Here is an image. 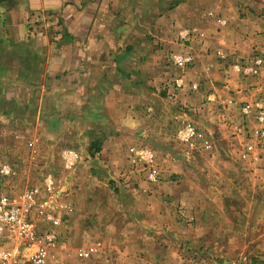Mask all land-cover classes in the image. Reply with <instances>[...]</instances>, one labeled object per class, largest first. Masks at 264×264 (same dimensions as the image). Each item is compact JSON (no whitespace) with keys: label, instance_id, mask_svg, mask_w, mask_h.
Here are the masks:
<instances>
[{"label":"crops","instance_id":"0c3cea01","mask_svg":"<svg viewBox=\"0 0 264 264\" xmlns=\"http://www.w3.org/2000/svg\"><path fill=\"white\" fill-rule=\"evenodd\" d=\"M172 1L0 0V120L21 129L27 157L32 156L26 138L39 143V136L47 137L60 155L72 149L78 164L119 186L131 164L130 149L148 146L167 153L166 177L181 167H197L194 161L174 162L168 154L174 125L192 121L207 130L201 133L202 152L211 144L218 152L224 144L241 158L249 143L244 135L253 127L243 130L241 119L251 114L244 116L241 107L264 100V77L244 81L231 65L252 53L264 54V0H242L241 13L219 31L204 24L196 0L173 6ZM186 31L192 35L184 39ZM173 53H191L194 64L170 97V80L179 74L168 60ZM207 93L214 95L213 105H203ZM18 150L0 144V163L17 168L13 154ZM185 179L157 185L139 181L137 191L120 192L127 202L114 210L121 216L112 221L114 230L121 224L144 232L146 243H154L156 233L162 234L158 243H204L196 235L197 222L190 229L183 224L190 217L185 225L191 226L196 216L195 195L185 188Z\"/></svg>","mask_w":264,"mask_h":264},{"label":"rangeland","instance_id":"374dc122","mask_svg":"<svg viewBox=\"0 0 264 264\" xmlns=\"http://www.w3.org/2000/svg\"><path fill=\"white\" fill-rule=\"evenodd\" d=\"M178 1L173 0L170 5ZM196 1L202 8V17L206 20L204 24L207 28L216 27V31L237 18V12L242 10V0ZM216 7L221 10H214ZM215 102L216 99L210 101L206 98L203 105ZM186 113L190 114V111ZM250 116H242L244 131L248 130L247 126H258L254 115ZM189 124L195 125L200 133L207 131L195 122L190 121ZM179 127L180 123L174 125L168 136L169 157L174 162L194 161L197 167H181L182 173H168L166 178L162 173L169 163L167 153L152 149L160 173V180L153 183L146 179L143 162L134 161L129 152L131 164L125 169L124 180L118 181L121 184L118 186L117 180L99 177L94 168L78 163L72 169L64 168L58 146L51 147V140L47 137L39 136V143L34 137H25L35 141L39 148L35 157H27L21 151V129L17 125L3 124L0 120V144L9 149L19 147L18 155L13 154L19 176L8 181L11 190L39 184L46 174H51L57 181L58 193L53 211L58 221L55 230L59 246L53 253V264H212V260L216 264H224L223 261L226 264H264V147L257 146V140L246 132L244 140L253 144L256 142L257 147L248 161L241 159L238 152L227 151L224 144L218 147V152L213 148L215 144H211L213 150L202 152L201 149L206 146L201 145V141L197 143L198 149H190L178 141L176 131ZM222 140L225 142L227 138ZM183 175L189 178L185 179V188L195 195L196 211L190 223L192 227L185 225L191 221L188 220L190 217H184L187 222L183 221V224L190 229L197 222L200 230L196 235L203 238L204 243H158L161 233L155 234L158 238H153L154 243H146L148 238L144 232L127 231L121 224L119 231L114 230L112 221L117 216L121 218L120 215L115 216L118 212L114 210L127 202L120 192L137 191L139 181L157 185L164 179L171 180L173 177L177 180ZM110 181L114 184L111 185ZM82 250L89 253L88 257L80 254Z\"/></svg>","mask_w":264,"mask_h":264},{"label":"built area","instance_id":"2783aa9c","mask_svg":"<svg viewBox=\"0 0 264 264\" xmlns=\"http://www.w3.org/2000/svg\"><path fill=\"white\" fill-rule=\"evenodd\" d=\"M225 23L224 20H221ZM192 35L186 31L182 38ZM217 55L226 60L227 57L217 52ZM172 66L180 71L173 75L170 86L173 90L170 97H174L183 87V71L194 64L191 53H173L168 57ZM232 69L243 79L258 80L264 77V54L252 53L241 57L231 65ZM228 75V69H224ZM191 90L197 85L192 84ZM207 100L215 99L213 94L207 95ZM244 116L254 115L258 126L252 127L249 133L260 144L264 142V100L257 98L241 107ZM260 125V126H259ZM179 142L196 149L197 143L203 141L202 134L193 124H183L176 131ZM30 155L38 153L36 143L27 140ZM253 143H248L241 151L242 159H249L253 152ZM130 153L134 161L138 159L144 164L146 179L149 182L160 180L159 169L155 163V156L151 149L146 147H132ZM61 157L63 166L72 169L77 163V153L72 149H64ZM19 171L12 164L0 163V264H53V253L59 246L56 229L57 219L53 205L57 197V181L51 174L42 177L39 184L26 186L21 190H11L7 185L10 179H16ZM83 257H88L87 251H81Z\"/></svg>","mask_w":264,"mask_h":264}]
</instances>
